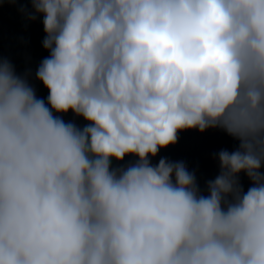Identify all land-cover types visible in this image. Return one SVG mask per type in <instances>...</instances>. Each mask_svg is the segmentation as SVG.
<instances>
[{"label":"clouds","instance_id":"9594fccd","mask_svg":"<svg viewBox=\"0 0 264 264\" xmlns=\"http://www.w3.org/2000/svg\"><path fill=\"white\" fill-rule=\"evenodd\" d=\"M31 9L49 95L0 59V264H264V0ZM209 129L237 146L207 195L184 162L152 163Z\"/></svg>","mask_w":264,"mask_h":264},{"label":"trees","instance_id":"16d2710c","mask_svg":"<svg viewBox=\"0 0 264 264\" xmlns=\"http://www.w3.org/2000/svg\"><path fill=\"white\" fill-rule=\"evenodd\" d=\"M23 7L31 11V0H17L16 3L12 0H0V59H9L21 76L30 73L29 82L36 89L37 96L47 103L49 92L35 76L41 61L49 55L43 47L46 35L43 18L28 20L21 12ZM63 118L66 122H75L81 127L86 123L72 113ZM236 146V142L219 129H209L204 133L198 130L185 131L179 134L175 146L162 149L152 163L157 164L160 158L184 162L190 171L195 172L202 193L207 195V182L214 180L220 173L218 153L225 149L232 151ZM132 162L134 158L129 157L125 164ZM240 179L247 190L250 181L243 174Z\"/></svg>","mask_w":264,"mask_h":264}]
</instances>
